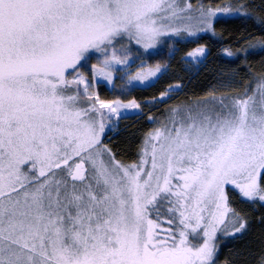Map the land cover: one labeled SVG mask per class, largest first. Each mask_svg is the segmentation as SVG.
Returning a JSON list of instances; mask_svg holds the SVG:
<instances>
[{
    "label": "snow or ice",
    "instance_id": "obj_1",
    "mask_svg": "<svg viewBox=\"0 0 264 264\" xmlns=\"http://www.w3.org/2000/svg\"><path fill=\"white\" fill-rule=\"evenodd\" d=\"M225 17L258 32L226 56L264 53V0H0V264H264V70L159 116L179 83L129 98L166 71L162 38ZM145 107L125 160L109 133ZM256 225L258 249L221 260Z\"/></svg>",
    "mask_w": 264,
    "mask_h": 264
},
{
    "label": "trees",
    "instance_id": "obj_2",
    "mask_svg": "<svg viewBox=\"0 0 264 264\" xmlns=\"http://www.w3.org/2000/svg\"><path fill=\"white\" fill-rule=\"evenodd\" d=\"M192 2L195 4L197 0H192ZM216 31L217 35L215 37H212L211 34L202 35L199 39L193 40L188 44L169 40L163 42L161 47V55L163 54V56L161 57L160 55V57L163 62L167 61L169 73L151 87L134 91L129 98L135 97L138 102H144L150 100L153 96L158 97V92L165 89L167 85H173L175 82L179 83L182 86L180 93L171 101L163 103L152 112L154 115H159L165 108L172 105L204 99L210 91L217 90L219 92L227 90L221 81H226L233 76L237 80L245 75L254 77L261 70H264V53H260L259 49L253 50L254 54L248 56L246 63L234 60L233 57L227 58L222 52L224 47L234 48L242 33L251 32L254 35H258L257 30L252 28L250 24H245L235 17H229L216 25ZM198 44H205L211 49V52L207 56L203 67L191 74H186L181 65L182 57ZM171 49L173 55L167 57ZM151 126L150 122L145 119L143 121L125 119V125L110 139V142L120 148L118 155L128 160L133 155L131 149L138 142L140 133ZM259 236L260 228L256 225L242 239L223 238L220 241L221 260L237 251L258 249Z\"/></svg>",
    "mask_w": 264,
    "mask_h": 264
},
{
    "label": "rangeland",
    "instance_id": "obj_3",
    "mask_svg": "<svg viewBox=\"0 0 264 264\" xmlns=\"http://www.w3.org/2000/svg\"><path fill=\"white\" fill-rule=\"evenodd\" d=\"M225 18H229V17H225ZM225 18H224V19H225ZM198 35H199V37H200V36H202V35H208V34L200 33V34H198ZM209 35H210V34H209ZM196 39H197V38L192 37V38H189V41H193V40H196ZM169 41H172V42H173V41H177V38L173 37V39H171V40H169ZM163 42H165V38H162V40H161V44L158 45V47L161 48L162 45H163ZM180 43H182V44H188V43H190V42H186V41H184V40H181ZM160 55H161V54H160ZM160 55L154 57L152 60L149 61V63H151V64H155V63H157V62H160L162 65L166 66V71H164L162 75H159V79L151 78V79H154V80H155V83L158 82L160 79H162L163 77H165V76L169 73V70H168V63H167V61L163 62V60H161V57L163 56V54L161 55V57H160ZM172 55H173V52H172V49H171V51L169 52V56H167V57H171ZM224 56L227 57V58H230V57L226 56L225 54H224ZM200 60H202V62H200L199 60H196V59L186 58V54H185V55L182 57V60H181V65H182V67H183V71H184L186 74H191V73L197 71L199 68H201V67L204 66L205 61H206V58H202V57H201ZM137 63H139V62L137 61ZM133 69H135V65H133ZM155 83H154V84H155ZM152 85H153V84H152ZM176 85H177V82L173 83V86H176ZM146 88H148V87H140V88H136L135 91H136V90H140V89H146ZM181 89H182V86H180V84H179V89H178L177 91L171 93V94H170V97H169V98H166L165 103H166V102H169V101H171L173 98H175V97L177 96V94L180 93ZM100 91H101V95H102V97L112 98V97L115 95V93H113L112 91H110L107 87H102V88L100 89ZM225 91H230V90L227 89V90H225ZM133 93H134V91L131 92V93L129 94V97H130V95L133 94ZM147 101H148V100H147ZM145 102H146V101H144V102H140V103H141L142 105H144ZM161 105H162V104H157L154 108H151V111H152V112L155 111V110L158 109ZM134 111H135V110H129V114L127 115V118L121 119V120L119 121V123H118V128L115 129V130H113L112 132L109 133V137H110V139H111L112 137H114V136L120 131V128H121L123 125H125V119H132V120H134V121H143V120L145 119L146 121H148V120H147V113H148V111H149V108H148V107H145V108H144V111H143L142 113H140L139 115H134V114H132ZM157 116H159V115H157Z\"/></svg>",
    "mask_w": 264,
    "mask_h": 264
}]
</instances>
